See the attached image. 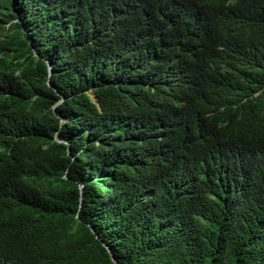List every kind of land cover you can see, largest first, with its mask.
Instances as JSON below:
<instances>
[{"label": "trees", "instance_id": "obj_1", "mask_svg": "<svg viewBox=\"0 0 264 264\" xmlns=\"http://www.w3.org/2000/svg\"><path fill=\"white\" fill-rule=\"evenodd\" d=\"M0 264H264V0H0Z\"/></svg>", "mask_w": 264, "mask_h": 264}, {"label": "water", "instance_id": "obj_2", "mask_svg": "<svg viewBox=\"0 0 264 264\" xmlns=\"http://www.w3.org/2000/svg\"><path fill=\"white\" fill-rule=\"evenodd\" d=\"M56 140L58 141V139H56ZM107 250H108V252L110 253V250H109L108 248H107ZM111 259H112V261H113L114 263H116L113 257H112Z\"/></svg>", "mask_w": 264, "mask_h": 264}]
</instances>
